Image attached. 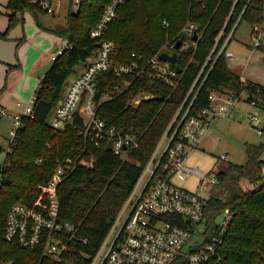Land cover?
Wrapping results in <instances>:
<instances>
[{"label": "trees", "instance_id": "16d2710c", "mask_svg": "<svg viewBox=\"0 0 264 264\" xmlns=\"http://www.w3.org/2000/svg\"><path fill=\"white\" fill-rule=\"evenodd\" d=\"M111 2L83 0L77 11L70 10L65 24L59 23L49 30L68 40L69 45L41 79L33 112L23 117L12 152L7 151L0 164V264H37L41 260L40 251L24 249L6 240L8 214L18 203L32 205L58 163L76 155L82 119L77 115L64 130L52 128L49 119L70 80L96 56L102 40L116 45L117 62H146L168 41L182 40L181 31L187 23L198 26L196 45L182 51L175 64L179 72L175 85L161 80L155 83L140 80L134 91L143 89L152 95L149 99L133 106L129 104V95L123 94L100 107L101 116L112 124L135 127L141 137L140 147L127 156L115 155L106 147H89L77 170L60 185L61 220L76 228L74 236L69 232L63 235L74 238L67 255L69 264H88L89 258L83 254L95 253L106 238L224 27L227 25L229 29L242 13L240 23L246 21L252 27L264 24V0H127L118 7L117 16L103 38L92 37L90 30ZM7 8L9 29L0 33L4 39L16 24L24 22L25 12H31L35 18L40 12L47 13L32 0H9ZM229 61L224 55L217 59L193 104V114L210 106L212 91L228 90L235 96L246 92L249 101L264 104V85L242 81ZM116 80L112 72L99 74L100 92ZM3 151L0 146V155ZM247 152L246 164L228 162L217 174L220 194L211 198L207 211L212 234L217 217L230 209L224 264H264V143L250 145ZM87 159L94 165L90 166ZM243 181H248L252 188L244 189ZM83 239H88V243Z\"/></svg>", "mask_w": 264, "mask_h": 264}, {"label": "built area", "instance_id": "2783aa9c", "mask_svg": "<svg viewBox=\"0 0 264 264\" xmlns=\"http://www.w3.org/2000/svg\"><path fill=\"white\" fill-rule=\"evenodd\" d=\"M126 1L112 0L104 7L98 23L90 30L92 37L103 38L117 16L118 7ZM32 3L47 14L56 15L59 12L60 4L55 0H32ZM70 3L74 9H79L83 0H71ZM242 16L243 13L229 29L226 25L220 32L213 50L144 165L106 238L95 253L83 254L89 258L88 264H224L225 232L231 219L230 209L220 214L224 215V219L221 223L216 220L211 234L207 211L213 196L193 192L178 182L186 180L189 175H197L203 180L202 186L207 190L218 184L217 175L208 179L204 171L190 166L188 159L209 134L212 120L231 114L237 102L243 99L242 94L235 96L228 90L212 91L209 107L202 109L199 114H193L192 108L217 59L221 55L229 60L235 58V53L229 48ZM197 29L195 23H187L181 31L183 38L179 50L176 49L178 41H168L146 62H117L116 45L112 41L102 40L96 56L70 80L49 119V124L55 130L66 129L77 115L82 119V124L78 126L80 139L76 155L68 156L58 163L32 205L18 203L12 206L5 234L8 242H15L24 249L40 251L41 260L37 264H69L67 255L74 238H63V235L69 232L74 236L76 228L61 220L60 185L77 170L89 147H106L119 156H127L131 150L140 147L141 137L136 128L112 124L101 116L100 107L123 94L129 95V104L133 106L149 99L152 95L143 89L134 91L139 86L136 82L140 80H150L152 83L161 80L175 85L178 70L174 64L163 61L160 57L163 53L180 55L182 51L195 46ZM251 37L253 51L264 48V24L253 26ZM68 45V40H63L62 46L55 51L53 60ZM103 72H112L117 80L100 92L98 76ZM241 80L244 81L242 77ZM35 97L34 94L32 103ZM251 102L257 103L255 100ZM17 105L22 106L21 102ZM32 109V105L28 104L23 114L11 116L13 128L10 131L9 152H12L11 146L23 117L31 115ZM7 114L6 109L0 110V118ZM251 120L256 124L260 122L256 116H251ZM256 129L259 134H263L262 127L257 125ZM229 156V153H224L221 159L226 163L231 162ZM87 162L90 166L94 165L92 160L87 159ZM1 179L2 167L0 181ZM83 241L88 243V239Z\"/></svg>", "mask_w": 264, "mask_h": 264}, {"label": "rangeland", "instance_id": "374dc122", "mask_svg": "<svg viewBox=\"0 0 264 264\" xmlns=\"http://www.w3.org/2000/svg\"><path fill=\"white\" fill-rule=\"evenodd\" d=\"M55 1L57 3L58 0ZM70 1L71 0H61L59 12L56 15L40 12L37 14V18L35 19L34 15L29 12L30 14L25 16L26 20L24 19L23 23H18L15 25L16 27L20 24L19 28L21 29L24 27V32L23 30L19 31L20 37L25 34L28 39L30 34L37 30L38 27L47 30L55 28L59 23L65 24L67 22V17L70 10H78L76 7L75 9L72 7ZM15 27L9 31L7 38L11 37L12 34L17 32ZM8 29L4 33H6ZM251 32L252 26L248 22L243 21L240 24L229 48V50L234 52L236 56L231 61L230 65L231 68H234L235 71L240 72L241 75L243 74L249 81L258 82L264 85V49L259 48L253 51V48L249 46V44L253 45ZM22 37V41H20L21 38H17L8 42L14 43L18 50V46H20L25 40V36L23 35ZM0 44H2L0 46V54L2 55V46L4 45L1 42ZM61 44L62 42L60 41L58 47L62 46ZM31 46L32 47L30 49L29 55L32 58L31 61L33 62L37 55H39V53L44 49L45 45L42 46L39 42L33 41ZM55 48L56 47H54L52 50H48V48L43 52L42 58H40L37 65L35 66L36 68H34L35 74L31 76V83L28 84L30 86H28L27 83H24L25 80L23 82H17L19 78L17 77L18 73L15 69L20 68V65L18 55L16 58L15 51H13L15 53L14 60L9 63L3 62L4 60L0 61V110L2 107H5L8 113L7 115L0 118V146L4 149L3 153L0 155V164H3L6 152L9 148L10 131L13 128V119L11 116L15 115L14 113L23 114L25 107L28 104L32 105L33 107L32 98L34 94H36L39 83L43 78L42 72L40 71H42L44 68L47 69V65H50L49 67L52 66L54 62L53 55L56 53ZM5 70H8L7 74ZM8 73L10 74L9 76ZM8 82L11 84L9 87L10 89L16 86L17 83L18 85L14 90H12L11 93H8L7 105H1V99L5 96L4 92H6L4 87L6 84L8 86ZM248 97V93H243V99H240L237 102V106L231 114L226 117H217L212 120L209 134L203 140L200 147L195 150L188 159V164L204 171L208 179H212L225 169L226 162L221 159L222 154L229 153V160L231 162L244 165L248 161V147L250 145H261L264 143V131L263 134H259L258 130L256 129L257 125L264 129V104H253L248 100ZM18 102H21V107H18V105L15 104ZM251 116L258 117L260 122L258 124L254 123L251 120ZM262 158L264 159V153ZM202 181L203 180L197 175H189L186 180L179 181L178 183L182 187H185L196 193H202L205 196H218L220 194V189L218 186L212 188L211 190H207L202 186ZM242 185L244 189L249 190L252 188L248 181H243ZM223 219L224 215L222 214L217 218V222L221 223Z\"/></svg>", "mask_w": 264, "mask_h": 264}, {"label": "crops", "instance_id": "0c3cea01", "mask_svg": "<svg viewBox=\"0 0 264 264\" xmlns=\"http://www.w3.org/2000/svg\"><path fill=\"white\" fill-rule=\"evenodd\" d=\"M8 2H9V0H0V33H4L7 29H8V26H9V16H8V14L10 13V10L7 8V4H8ZM57 3H59V4H61V0H58L57 1ZM28 14H30L28 11L27 12H25L24 14H23V18L26 20V18H25V16H27ZM35 18V17H34ZM36 19V18H35ZM31 21H32V16H31ZM19 26H20V24L19 25H17L16 27H15V29L17 30V32L15 33V34H12V36L11 37H9V38H7V39H1V37H0V42L1 43H3V45L4 46H2V49H3V54L1 55L0 54V61H3V62H5V63H9V62H11L12 60H14V58H15V56H14V54L16 53V58H17V55H18V58H19V65H20V68H18V69H15L16 70V72L18 73V80H17V82L19 83L20 81L21 82H23L24 80H25V84L27 83V85L28 84H30L31 83V76L32 75H34L35 73H34V68H36L35 66L37 65V63H38V61L40 60V58H42V55H43V52L45 51V50H47L48 48V50H52L54 47H56L55 48V51H56V49L58 48V44L60 43V41L62 42V44H63V39L62 38H60V37H58L57 35H55L53 32H51V31H49V30H51V29H47V30H44V29H42V28H37V30H35V31H33L31 34H30V37L27 39V37H26V35L25 34H23L24 36H25V40L21 43V45L20 46H18V50H17V48L15 47V44L14 43H12V42H8V41H10V40H15V39H17V38H23L22 36L20 37V33H19V31L20 30H23V32H24V27L21 29V28H19ZM45 27V26H44ZM45 28H47V27H45ZM21 39H20V41H21ZM19 41V42H20ZM39 42L40 43V45H42V46H44L45 45V47H44V49L39 53V55H37V57L34 59V61L32 62L31 60H32V58H31V56L29 55V53H30V49H31V43L32 42ZM18 42V43H19ZM61 44V45H62ZM2 44H0V46H1ZM17 45V44H16ZM249 46L250 47H252V45L251 44H249ZM4 47V48H3ZM0 49H1V47H0ZM13 51H15V53L13 52ZM236 57V56H235ZM2 59V60H1ZM233 60V59H232ZM232 60H230V64H231V61ZM21 62H22V65H21ZM50 65H47V69H43L42 71H40V72H42V75L44 76L45 75V73L49 70L48 68H50L49 67ZM232 70L235 72V73H237V74H239L243 79H244V81L246 82V81H249L248 79H246V77L242 74L241 75V73L240 72H238V71H235L234 70V68H232ZM7 71L8 70H5V72H6V74H7ZM13 72V71H12ZM16 72H14V73H16ZM39 72V71H38ZM10 74L8 73V76H9ZM26 78V79H25ZM10 79V78H9ZM16 82V83H17ZM251 82H254V81H251ZM18 83H17V85H18ZM255 83H258V82H255ZM260 84V83H259ZM10 83L8 82V86H7V84L5 85V91L6 92H4V97L1 99V105L2 104H5V105H7V103H8V100H7V97H8V93H11L12 92V90H14L15 88H16V86H14V87H12V89H10L9 87H10ZM28 86H30V85H28ZM1 87V86H0ZM15 104H17V103H15ZM2 107V106H1ZM2 109H6L5 107H2ZM7 110V109H6ZM14 114H16V113H14ZM13 116V115H12Z\"/></svg>", "mask_w": 264, "mask_h": 264}, {"label": "water", "instance_id": "95a60500", "mask_svg": "<svg viewBox=\"0 0 264 264\" xmlns=\"http://www.w3.org/2000/svg\"><path fill=\"white\" fill-rule=\"evenodd\" d=\"M194 40H198V34H195ZM181 46H182V41L179 40L176 44V49L179 50L181 48ZM56 51H57V49H56ZM180 58H181V56L178 53H174L173 55H170L168 53H163L160 57L161 60L168 61L174 65L179 61ZM161 99L163 100L164 97H161ZM110 145L111 144H109L108 146L110 147Z\"/></svg>", "mask_w": 264, "mask_h": 264}]
</instances>
